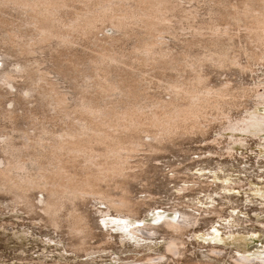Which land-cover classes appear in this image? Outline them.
Segmentation results:
<instances>
[{
  "label": "rangeland",
  "instance_id": "374dc122",
  "mask_svg": "<svg viewBox=\"0 0 264 264\" xmlns=\"http://www.w3.org/2000/svg\"><path fill=\"white\" fill-rule=\"evenodd\" d=\"M178 2L183 11L169 12L173 16L168 13V18L172 19L165 21L171 26L166 31H162L164 26L161 30L157 29L159 24L152 28L153 34L150 27H141L140 21L138 23L137 19L130 18L133 21H130L129 27L118 32L110 24L111 20L100 18L96 21L97 27L95 25L88 32L89 35L70 32V42L61 44L56 38L41 39L38 28L41 24L35 22V16L42 15L13 2H0V70L19 71L23 64L33 69L28 74H14L17 75L14 82L16 88L11 91L17 96L10 94L7 86L0 87V161L9 157L3 151L5 143H2V138L5 136L10 137L13 146H17L15 149L23 148L26 134L41 136L49 145L57 143L64 134L81 132L84 137L88 131L83 127L86 129L88 123L87 126L100 124L108 129L111 127L109 120L115 126L118 112L117 118L132 107L134 111L135 108H142L141 111L139 109L141 113L143 110L148 113L156 110L158 102L168 101L174 96L165 87L168 80L204 76L205 83L214 90L226 85L231 88L230 96L226 98L230 104L223 111L204 109L200 119V126L204 128L196 132L185 133L182 130L180 133L179 130L178 135L174 134L169 140H163L162 145L158 144L157 150L140 146L137 151H132L134 153L128 156L127 164L129 172L134 171L138 178L129 180L127 188L129 196L141 206L136 219L130 221L162 225L163 221H156L157 213L168 211L171 214L169 209L177 207L198 217L194 228H188L182 236L185 244L184 247L180 245L184 249L183 255L171 256L166 252L168 256L162 260L163 264H232L231 257L235 255L263 257L264 132L255 135L231 133L223 127L227 122L224 120L226 116L237 121L248 114L264 115V55H254L264 47L256 48L260 44L252 43L246 22L238 20L234 11L240 7L239 10L243 9L244 0H219L220 14L212 13V7L215 5L217 9L218 6L210 0ZM85 9L84 4L73 2L72 8L60 10L59 22L71 24ZM210 26L228 29L229 34H223L217 41L211 40L214 37ZM201 29L205 36L201 37V33L195 38ZM156 34H162L161 45L169 55L161 57L156 54L152 59L141 55L139 51L144 44L159 39ZM103 53L114 56L111 62L99 63L98 57ZM26 75L33 76L30 79ZM98 75L102 79L99 80ZM102 80L116 85L117 90L101 93L97 87ZM35 81L46 86L44 93L27 90ZM52 86L61 96H66L63 106L66 108H56L58 95L51 93ZM82 101L89 102V109L92 107L89 111L92 112L87 113L86 110L81 114L77 111L80 108L76 109L75 104ZM117 127L108 130L119 135L115 132L123 129ZM148 128L141 134L147 132L148 135L151 132ZM132 133L135 134V131ZM150 135L142 139L148 142ZM232 136L244 141L234 144ZM25 153L29 158L32 150H25ZM49 162L57 161L50 156L41 159V163H46L45 167L49 166ZM77 167L82 172L83 168ZM101 185L112 195L122 193L113 182ZM183 187H187L185 192ZM40 191L35 189L28 194L37 206L33 211L24 204L12 211L13 194L0 191V264H150L142 259L149 255L157 257L166 251L167 241L159 238L162 234L146 241L126 236L104 223L101 210L110 211L115 217L119 215L116 210H109L107 205L92 199H76L74 204L78 212L85 216L91 230L86 242L92 253L76 252L74 246L79 239L70 234L64 217L67 210L63 209L59 214L60 226L52 225L49 215L38 204L48 193ZM67 207L71 208V203L68 202ZM210 209L220 213L215 214ZM164 228L160 232L163 237H168L169 231ZM213 247L222 249L224 257L210 255L209 250Z\"/></svg>",
  "mask_w": 264,
  "mask_h": 264
},
{
  "label": "bare ground",
  "instance_id": "6f19581e",
  "mask_svg": "<svg viewBox=\"0 0 264 264\" xmlns=\"http://www.w3.org/2000/svg\"><path fill=\"white\" fill-rule=\"evenodd\" d=\"M210 1L214 2L216 6H218L217 9H215V5L212 7V13L220 14L222 10L220 11L219 9V0ZM0 2H4L7 4L9 2H13L16 5L30 8L31 10L37 12V14L39 13V15H42L38 16L40 17V19L35 16V22L37 21L39 22V24H41L38 26L39 30L41 31V39L47 41L56 38L57 40L59 39V44L70 42V40L68 39L70 32L72 33L77 31L88 34L92 27L94 28L95 25L97 27V22L102 18H106L105 20L109 21L111 20L110 24L112 25L113 29H115V31L118 30V32L121 30L125 31V28L127 26L129 27V24L133 21L129 20L130 18H135V20L137 19L136 21H138V23L140 21L141 27H150V29H148L151 30L152 33V28L158 26L159 24L160 26L157 29L161 30V26H164L162 28V31H166L171 26H169V24H166L165 21L172 19V17L168 18V13L175 10L183 11V7L179 5L178 0H0ZM73 2H80L84 4L86 8L85 12L78 14L74 21H71V24L65 23L66 25H63L64 22L62 24L59 22L58 13L61 12L60 10L64 8H72ZM242 4H245L242 10H239L241 7L239 9L237 8L238 10H234L239 17L238 20L246 22V29L248 28V36L249 38H251L250 40L252 41V43L255 42L258 43V45L260 44L256 48L258 49V47H264V0H244V3ZM169 14L173 16V14ZM139 16H141V18H144H137ZM163 23L164 25H161ZM210 27L213 30L212 36L214 37L211 40L217 41L219 40L220 36H224L223 34H229L228 29L221 30L217 27ZM203 29H201V32H199V29L197 34L198 36H196L195 34L193 35V37H200L199 35H201V33L203 34L204 32ZM147 32L149 33L150 31ZM205 34L201 35V37L205 36ZM152 36L155 38L154 35ZM153 37L152 39H154ZM156 38L159 39L157 41L154 40L155 43L152 40L153 43L144 44L143 48L141 47L142 50L140 48L141 51L139 52L141 55H146L151 59L155 58L156 54H159L161 57L167 55L165 49L162 48L161 45L162 34L161 36L157 35ZM137 54L139 55V53ZM254 55H264V49H261V52L256 51ZM0 56L2 55L0 54ZM113 57L114 56H111V54L108 55V53H103L100 55V58L98 57V60L100 61L98 62H109L113 59ZM31 67L28 64H23L21 65V69L19 71L18 69L13 71L0 70V87L7 86L10 90L9 93L13 94V91L11 90L13 88H16L14 82L17 76L14 74L16 72H20L21 74L22 72H25L26 74H28L32 69ZM26 76L31 79L33 75ZM203 77L200 75H196L193 77L190 76L188 77V79L185 78L184 80H179L178 78L176 80L169 81V78L166 79L168 81L166 83L167 86L165 87L170 90L172 95L174 96L168 101L164 100L158 102L155 105L157 106L155 107L156 110L153 109L154 111L152 112L148 113L143 110L144 113H141L140 111L142 110V108H139L140 111L138 108H135L136 111H134L132 107V109L126 111L124 109L125 112H122V114L120 113V117L117 118L119 114L118 112L117 116H115L116 118L114 117V123L115 126H118L123 130L117 129V131H114H116L115 133L119 132V135L114 134V132H109L108 129H110L112 125L115 128L114 124H111L109 120V122L106 121L110 123H107L108 125H111V127L109 126L110 128L108 129H106L107 126L104 127L100 124L98 126L97 124L87 126L89 124L88 123L86 124V129L83 127L85 131H88V133H86L87 135L85 134L84 137L80 135L81 132L80 134L76 135H73L74 133L72 135L64 134L62 138L58 140V142L54 145L46 144L44 138L41 136H31L29 134H26L24 136L25 142L23 148L15 149L14 147L17 146H13L11 144L12 142H10L9 136H5V138H2V143H5L3 151L5 154H9V157L3 158L0 161V191L5 190L13 194L14 198L12 202V211L21 204H24L27 209H30L32 211L33 208L37 207L33 204L34 202H31L32 200H30V197L28 195L31 190L38 189L43 191L44 193H48V196L43 200H39L38 204H41V209L49 215L52 225L57 228L60 226L61 217L59 214L63 209H66L67 214L65 213L64 217L66 219V222L68 223L70 234L79 239L78 243L74 246V251H81L86 252V254H91L92 251H90V248L87 247L88 244L86 242L87 238L90 236L91 230L85 216L82 213L78 212L79 209L74 203L76 199H92L107 205L109 210L114 209L119 214L115 217L112 213H110V211L105 212L101 210L102 217L104 218V223L107 226L112 225V230H119L123 232V234H126V236L139 238L143 241L158 238L162 234V236H160L159 238H164L167 241L165 245L166 251L161 255H157V257L149 255L146 259H142L145 262H150V264H161L163 259H167V253H170L171 256H177L180 254L183 255L182 253L184 249L180 247V245L183 246L184 244V239L182 236H184L183 234L186 230H188V228L196 225L198 217L195 214L189 213L187 211H182L177 207L169 209L170 211H172L171 214H168V211L157 213L158 218H156V221H163L162 225H146L141 221H130V219H136V217L138 216V211L141 204L140 202L134 201L131 198V195L129 196V191L127 188L128 181L131 179L136 180V178L138 177L136 173L133 174L134 171L133 173L129 172L127 158L128 156H132L131 154L134 153L132 151H135L140 146L148 147V149L150 150H157V148H159L158 144H161L166 138L169 140V137H173L174 134V136L178 135L179 130H181L180 133H182V130L186 133L187 131H195L200 128H204L200 126V119L203 118L202 114L204 109L215 108V110L218 109L217 111H223L222 109L227 104H230V102L228 103L226 98L230 96L231 88H229L225 84L226 86L218 90H214L208 87ZM100 79L102 78L99 77V80ZM107 82L108 81L103 80L99 81V87H97L98 91L106 94L107 92H113L114 90H117L116 85L111 84V82ZM127 88H130V86ZM45 89L46 86L41 85L40 83L35 81L27 90H31V93L32 90L39 93H44ZM50 91L51 93L54 92L56 96L58 95L56 102L58 107L56 108H59V106L63 107L64 104H66V96H61L58 92H56V88L53 86L50 88ZM130 91L131 88L128 89L129 93ZM23 93L26 92L23 91ZM88 103L83 101L81 103H76L75 108H80V110H77L80 113L82 111L86 112V110L87 113L92 112L89 111L92 109V107L89 109L90 105ZM66 107L67 106L63 108ZM220 114L221 113L217 115ZM94 119H96V117ZM224 120H227V122L224 123V127L222 125L221 126L224 128L223 130L227 132H239L246 134L253 133L254 135L262 131L264 132V115H261V113L248 114L244 117L242 116V118L237 121H233L226 116V119ZM89 121H91V119ZM100 126H103L104 128ZM145 127H149V130L151 129V135L148 132V135H150V141L148 142L144 141V138L142 139V137L146 138L148 136L147 132L146 134L142 133L147 136H141V132H145L146 130ZM152 128L154 129L152 130ZM136 130L140 132V134H137L138 132ZM133 131H135V134L137 135L133 134ZM128 132L130 134H128ZM199 132L201 131L199 130ZM138 135L141 137H139ZM231 140V142H233L234 144H238L244 141L243 138H237L235 136H232ZM155 143L157 144V146ZM25 150H32V153H29V158H27L28 156L25 155ZM47 156L53 157V159L55 158L57 162H49V166L45 167L46 163H41V159L46 158ZM76 163L77 166L79 165L83 168L82 169L80 167V169H82V172L78 171ZM34 165H38V167L34 168ZM103 182H113L115 186H118H116L117 189L120 188L122 190V193H118L119 195H112L110 192L105 191L103 187H101V184H103ZM186 188L187 187H183L182 190ZM68 202L71 203V208L67 207ZM197 210L199 211V209ZM211 211L215 213L214 211L216 210L212 209ZM207 213L210 214L209 212ZM219 213L220 211L215 214ZM199 218L201 219V217ZM162 227H165L169 231V234L167 233L168 237H163V233L160 232V229ZM122 238L124 239L125 237ZM108 242H110V239L108 240ZM223 252L224 251L222 249H217L215 247L209 250L210 255L216 258L224 257L225 252ZM231 259L233 261L232 264H264V256L250 258L245 255H235L231 257ZM165 261L166 263L169 262H167V260H164V262ZM206 264L209 263L207 262Z\"/></svg>",
  "mask_w": 264,
  "mask_h": 264
}]
</instances>
